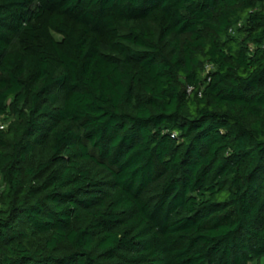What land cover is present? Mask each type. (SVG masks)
Returning a JSON list of instances; mask_svg holds the SVG:
<instances>
[{"label": "trees", "instance_id": "obj_1", "mask_svg": "<svg viewBox=\"0 0 264 264\" xmlns=\"http://www.w3.org/2000/svg\"><path fill=\"white\" fill-rule=\"evenodd\" d=\"M0 120V264H264V0H0Z\"/></svg>", "mask_w": 264, "mask_h": 264}, {"label": "built area", "instance_id": "obj_2", "mask_svg": "<svg viewBox=\"0 0 264 264\" xmlns=\"http://www.w3.org/2000/svg\"><path fill=\"white\" fill-rule=\"evenodd\" d=\"M194 90V88L190 87L188 89V93H192V91ZM6 129V125L0 120V130H5Z\"/></svg>", "mask_w": 264, "mask_h": 264}, {"label": "rangeland", "instance_id": "obj_3", "mask_svg": "<svg viewBox=\"0 0 264 264\" xmlns=\"http://www.w3.org/2000/svg\"><path fill=\"white\" fill-rule=\"evenodd\" d=\"M254 264H256V263H254Z\"/></svg>", "mask_w": 264, "mask_h": 264}]
</instances>
